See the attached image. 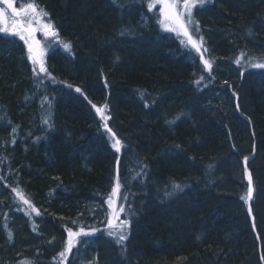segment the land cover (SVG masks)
<instances>
[{
	"label": "trees",
	"instance_id": "1",
	"mask_svg": "<svg viewBox=\"0 0 264 264\" xmlns=\"http://www.w3.org/2000/svg\"><path fill=\"white\" fill-rule=\"evenodd\" d=\"M19 2L45 10L60 43L44 39L50 75L34 77L0 32V264H69L68 230L93 224L99 264H264V74L237 79L264 56V0L194 8L211 72L149 0ZM93 104L107 105L119 153ZM117 177L122 243L99 222Z\"/></svg>",
	"mask_w": 264,
	"mask_h": 264
},
{
	"label": "snow or ice",
	"instance_id": "2",
	"mask_svg": "<svg viewBox=\"0 0 264 264\" xmlns=\"http://www.w3.org/2000/svg\"><path fill=\"white\" fill-rule=\"evenodd\" d=\"M206 2L207 0H200L201 5L205 4ZM158 3L160 4L159 15L157 17L158 24L162 26L164 30L177 33L178 36L184 37L187 44L191 45V48L194 49L196 53L200 54L199 59L202 61L204 68L211 72L213 68V62L210 59L204 58L203 53L206 52L207 49H202L203 37H201L200 42H198L196 39H194L193 34L189 31V26L191 25H195V27L192 29L193 32L199 30V22L195 21L192 17L193 0H183V12L177 11L179 7L177 0H158ZM0 4L6 5V8L0 7V32L12 36H18L20 40L24 41V44L27 45L28 59L31 60L33 64L32 70L34 77L38 76L40 73L48 74V70L45 67L43 61L44 50L41 47L40 41L35 38V33L38 30H42L45 36L56 37L58 35L50 19L48 22H43V18L48 17L49 14L45 10L39 9L34 2L21 4L19 8L15 6L14 0H0ZM153 8L154 3H149V11H151ZM36 24L39 25V29L34 26ZM180 43L184 44L185 40H181ZM63 47L65 50H70L72 45L70 42H65L63 44ZM240 62V59H237L235 61V63L238 65L240 64ZM37 65L38 70L36 67ZM249 67L264 69V57L251 58V60L249 61ZM201 80H203V77H201ZM197 83H199V81ZM68 87L71 88L72 85H68ZM75 91L78 93L82 92L80 87H76ZM84 98L87 99L86 96ZM89 103H91V101H89ZM92 107L95 108L96 112L100 115L101 120L105 121L104 128L108 133H110V139L112 140L111 147L115 150V152L119 153L122 148V141L116 136V133L113 132L106 123V121L109 119V117L105 115L107 105H104L103 107H97L95 104H93ZM45 123H47V121H45ZM13 132H15V129H13ZM245 160H247V158H245ZM248 179V193L247 196L242 197V199L250 200L252 198L250 175ZM120 188L121 184L119 178L117 177L115 186L111 189V194L107 197V205L111 210L112 217L107 220V227L109 229H113L114 227L119 229L117 243H122L128 239L126 230L129 227L128 220L120 221L115 226L112 222L114 218H117L118 212H124L123 207L117 209L113 206L114 198L118 197ZM172 188L173 190L180 189L181 186L179 184L173 183ZM165 194L169 195L170 193L166 192ZM21 199L25 204H28L29 207L32 208V210L35 211L37 215H39L38 210L32 207L29 200L25 199L23 196H21ZM124 199H126V197ZM94 231L96 230H93V232ZM91 234L92 233L85 232L84 229H80V231L78 232H73L71 229H69L67 246L65 250L59 254L60 257L66 258V255L72 252V249L76 246V238L81 236L86 237ZM109 235L116 236L117 232L109 231ZM9 238H11V233H9ZM23 264H30V262L24 261Z\"/></svg>",
	"mask_w": 264,
	"mask_h": 264
},
{
	"label": "rangeland",
	"instance_id": "3",
	"mask_svg": "<svg viewBox=\"0 0 264 264\" xmlns=\"http://www.w3.org/2000/svg\"><path fill=\"white\" fill-rule=\"evenodd\" d=\"M177 2L179 4V7H178L177 11L178 12H183L184 11V9H183V0L182 1L177 0ZM26 3H28V2H19V3H14V4H15V6L17 8H19L21 4H26ZM149 3H154V7L157 6V5H159L158 9H160V4L158 3V0H149ZM198 6H202L200 4V0H193V7H192V17L193 18H194V16H193L194 8L195 7H198ZM0 7H5L6 8V5L0 4ZM9 15H10V12H9ZM45 19H46V17L43 18V22H48ZM34 26H36L39 29V25L38 24H36ZM162 29H163V27H162ZM192 29H193L192 25L189 26V31L193 34V37H194V33L195 32H193ZM167 32L169 34H171L172 36H174L178 40L179 43H180L181 40H185V43L184 44H181V43L180 44H181V46L183 45L184 50H187L189 52L187 54V58H188V60L192 61L193 60V56L190 53V51L192 50V48H191V45L187 44L186 39L184 37H182V36H178L177 33L169 32V31H167ZM2 34L6 35L8 37L14 38V39L15 38L18 39L20 41L21 45L23 46V48L26 50V55L28 57V54H27V45L24 44V41L20 40L18 36H12V35L5 34V33H2ZM35 34L38 36V38L42 42L41 43V47L44 50L43 61H44V64H45V57H46L45 56L46 55L45 45H46V41H44V39L45 40L46 39L49 40L53 44H59L60 43V40H58L57 36L56 37L45 36L43 34V31L42 30H38ZM200 38H201V36H199V37L195 36L194 37V39H196L198 42H200ZM31 65L33 67L32 62H31ZM36 67L38 69V65ZM243 70H244V74L242 76H237V79H238V77L239 78H242V77L245 78L247 76H254L255 77V76H261V75L264 74V69L251 68V67H249V64L246 65L243 68ZM257 183H258V180H257ZM259 184L261 186V190L262 191L260 193V199H258V201L256 203V209H257V212H258V217L260 219L264 220V207L262 206L263 195H264V180L261 181L259 179ZM113 206L115 207L117 205L114 204ZM117 209H119V208H117ZM118 216H120V212H118L117 217ZM98 217H100V215H98ZM109 218H112L111 217V210L107 206V210L105 212V216H102L101 219L99 220V222L106 223ZM95 222H96V220H95ZM112 222H113V225L114 226L117 225L118 224L117 218H114ZM93 225H95V224H93ZM93 225H91V226L89 225L88 226V229H86V230H88L89 233H91V229H92L91 227ZM117 230L118 229L115 228V227L113 229H109L108 228L107 229V232L108 233H109V231L118 232L119 230L118 231ZM86 238L89 239V236H86V237L85 236H81V237L76 238V240H75L76 246L74 247L75 249H74V252H73V254L71 256V259L69 261V264H99L100 263V260L98 258V254H97V250H96L97 249L96 246H93V248H92V243L89 240H87ZM90 240L92 241L93 239L90 238ZM101 240L103 241V239H101ZM93 243H96V242L94 241ZM106 244L109 245L110 247L111 246L113 247V243L107 242Z\"/></svg>",
	"mask_w": 264,
	"mask_h": 264
},
{
	"label": "flooded vegetation",
	"instance_id": "4",
	"mask_svg": "<svg viewBox=\"0 0 264 264\" xmlns=\"http://www.w3.org/2000/svg\"><path fill=\"white\" fill-rule=\"evenodd\" d=\"M36 39H37V37H36ZM38 40V39H37Z\"/></svg>",
	"mask_w": 264,
	"mask_h": 264
}]
</instances>
